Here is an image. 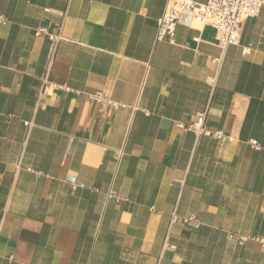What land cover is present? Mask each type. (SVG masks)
<instances>
[{"label":"crops","instance_id":"obj_1","mask_svg":"<svg viewBox=\"0 0 264 264\" xmlns=\"http://www.w3.org/2000/svg\"><path fill=\"white\" fill-rule=\"evenodd\" d=\"M165 6L0 0V264H264V6L226 47Z\"/></svg>","mask_w":264,"mask_h":264},{"label":"built area","instance_id":"obj_2","mask_svg":"<svg viewBox=\"0 0 264 264\" xmlns=\"http://www.w3.org/2000/svg\"><path fill=\"white\" fill-rule=\"evenodd\" d=\"M264 6V0H205L198 3L194 0H166V6L163 14L157 20L156 41H164L172 38L175 27L183 24L185 26H196L202 28L209 26L215 30L216 41L219 46H237L240 43L241 29L243 24L251 18L256 17L260 9ZM35 37H45L52 44L51 56L61 37L50 34L47 29L38 27L34 32ZM249 48H242V54L249 53ZM52 87L64 92H70L66 86L52 84ZM42 89H47V82L43 80ZM90 99L99 104L112 106L115 110L117 105L112 104L102 93H96L90 96ZM205 114L199 116L195 123L187 126L177 124L176 127L184 131L193 132L196 135L214 136L220 138L221 133L211 134L203 127ZM121 155V152H120ZM120 157V156H119ZM175 218H172V222ZM193 228H198L200 223L189 218L184 220ZM258 241L264 249V239L252 238ZM245 241V238H239ZM174 249L173 246H168Z\"/></svg>","mask_w":264,"mask_h":264}]
</instances>
